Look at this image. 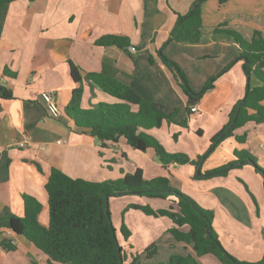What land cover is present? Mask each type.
I'll use <instances>...</instances> for the list:
<instances>
[{"label":"crops","instance_id":"0c3cea01","mask_svg":"<svg viewBox=\"0 0 264 264\" xmlns=\"http://www.w3.org/2000/svg\"><path fill=\"white\" fill-rule=\"evenodd\" d=\"M196 1L15 0L0 6V85L12 93L11 98L0 97V237L15 245L14 250L0 245V264H63L50 263L33 243L5 227L3 219L12 214L23 216L22 196L28 195L41 204L39 221L48 223L45 183L51 167L90 181L106 178L105 169L115 179L122 171L137 167L145 178L168 176L172 186L212 210L213 229L230 254L245 261H257L264 255L263 184L251 165L232 168L224 176L195 178L197 166L170 163L165 167L152 148L134 150L123 137L100 148L99 141L76 130L65 113L72 89L80 85L71 77V61L82 78L80 107L118 101L95 82L85 81L86 74L99 73L120 81L150 101L156 111L176 109L175 122L164 120L148 132L167 151L196 160L226 124L232 106L244 97L247 82L250 87L260 84L253 73L247 80L235 39L214 28L234 30L247 41L255 30L264 37V0H203L199 41H169L177 15L186 14ZM105 35L126 36L129 44L125 48L95 44ZM161 54L182 69L195 92L216 76L213 87L194 103L196 111H190L187 96ZM4 69L13 75H5ZM43 90L55 93L58 116L47 111ZM183 122L186 125H180ZM22 140L24 146H18ZM234 150L250 152L264 167V122L249 121L235 128L200 162V172L231 162ZM111 201L119 208L131 203L154 209L169 205L166 199L138 195L109 197V204ZM141 214L145 213L134 208L130 215L136 218L125 221L128 241L135 235L134 240L144 246L146 240H153L150 235L155 238L162 233L163 244L157 246L153 264L165 262L173 253L194 254L175 241L168 231L172 225L168 217ZM137 220L143 223L140 231L133 223ZM112 221L115 226V215ZM198 259L202 264H223L212 254Z\"/></svg>","mask_w":264,"mask_h":264},{"label":"trees","instance_id":"16d2710c","mask_svg":"<svg viewBox=\"0 0 264 264\" xmlns=\"http://www.w3.org/2000/svg\"><path fill=\"white\" fill-rule=\"evenodd\" d=\"M15 0H0V6ZM33 1V0H29ZM193 3L189 11L178 14L170 31L169 41L197 42L201 36L202 16L201 2ZM223 2L224 0H220ZM215 32L231 35L239 46L241 56H245V73H253L260 84L250 87L245 99L236 102L228 115L226 124L211 138L207 150L196 160L190 159L182 152H169L152 136L148 130L160 127L165 120L175 122L176 109L170 113L156 111L151 102L137 95L128 85L99 73L86 74L83 79L95 82L103 91L118 101L98 102L88 108L80 107L82 94V78L77 67L69 61L70 74L80 85L72 89L71 100L65 106V113L81 132H88L98 141L100 148L108 142L115 143L120 137L134 150H154L157 160L167 166L170 163H190L199 166L216 145L232 135V131L249 121L264 122V37L255 30L250 41L245 40L234 30L214 28ZM97 45L114 44L125 48L129 39L123 35H105L95 40ZM162 62L171 70L183 92L187 96V104L194 105L197 99L213 87L216 76L208 79L199 92H195L182 69L172 60L161 54ZM149 61L152 58L149 57ZM5 75H13L4 69ZM247 76V74H246ZM0 97L11 98L9 89L0 85ZM180 125H186L183 122ZM176 138V134L173 135ZM243 140V136L238 137ZM234 159L224 165L209 169L203 173H195V178L224 176L232 168L251 165L261 177L264 192V167L257 164L255 157L245 150H234ZM45 190L48 201V223L39 221L41 204L33 197L23 195V216L9 215L3 219L5 227L16 234L23 235L35 245L48 261L63 264H136L138 255H133L126 262L124 247L120 243L109 209V197L138 195L166 199L171 203L167 207L154 209L149 205L131 203L128 207L139 209L153 216H166L172 221L168 231L175 241L190 247L194 254H171L166 262L157 264H202L198 257L212 254L223 264H264V255L257 261L240 260L230 254L221 244L213 229V212L199 205L189 195L170 184L168 176L145 178L142 169L137 167L132 172L122 171L116 179L90 181L74 178L62 170L51 167L47 175ZM120 232L128 241L130 232L121 221ZM1 235V234H0ZM0 245L6 250H14L15 245L4 237H0ZM131 245V244H130ZM132 246V245H131ZM146 254L139 264H153L157 254V245L150 244L145 248Z\"/></svg>","mask_w":264,"mask_h":264},{"label":"rangeland","instance_id":"374dc122","mask_svg":"<svg viewBox=\"0 0 264 264\" xmlns=\"http://www.w3.org/2000/svg\"><path fill=\"white\" fill-rule=\"evenodd\" d=\"M258 164V163H257ZM259 165V164H258ZM106 170V178H104L103 180H111V179H115V178H110V176L109 175H111V173H110V171H109V169H105ZM197 172V171H196ZM113 177V176H112ZM97 179H101V178H97ZM97 181H102V179L101 180H97ZM184 193V192H183ZM186 194V193H185ZM144 197H146V198H148V199H152V197H148V196H144ZM155 199V198H154ZM112 200V199H111ZM118 200V201H117ZM116 200V202H120L119 201V199H117ZM171 202L169 201V204H170ZM109 205H111V206H109V209H110V213H111V215L112 216H114L115 215V223H116V227H117V235H118V239H119V241H120V243L123 245V247H124V253H125V255H126V262L127 263H129L131 260V258H132V254L131 253H134V255H138L139 256V261H143L144 260V256H145V254H146V251H145V248L147 247V246H149L150 244H155V245H157V246H159V245H161V244H163V240H162V233H160V234H158L155 238H154V236H153V234L152 235H150L149 233V235H150V237H152V241H148V240H146L144 243V246H141V242L140 241H135L134 240V236L135 235H132V237H133V240H131V241H127V240H124L123 239V237H122V235H121V232H120V225H121V221H123L124 223H125V221H127V219H134V218H136V216L135 215H130V213L131 212H133L134 211V208H132V207H128V204H125L122 208H119L120 206H116V203H114V202H112L111 201V203L109 204ZM127 208L129 209V211L127 210ZM128 212V213H127ZM127 213V214H126ZM146 214V213H145ZM145 214H141L142 216H147V215H145ZM139 219V218H138ZM134 223V226H135V228H138L139 229V231H140V229L142 228V225H143V223H141L139 220H137V222H133ZM145 223V222H144ZM147 223V222H146ZM126 225V224H125ZM127 226V225H126ZM128 228V227H127ZM130 232V231H129ZM129 237H130V235H129ZM131 243H133V245L131 246L130 244ZM174 249H176V250H178L177 248H171V250H174ZM162 253V252H161ZM166 259H168V258H166ZM138 261V262H139ZM167 260H165V262H166ZM204 261V260H203ZM136 263V264H139V263ZM206 263V262H205Z\"/></svg>","mask_w":264,"mask_h":264},{"label":"built area","instance_id":"2783aa9c","mask_svg":"<svg viewBox=\"0 0 264 264\" xmlns=\"http://www.w3.org/2000/svg\"><path fill=\"white\" fill-rule=\"evenodd\" d=\"M129 49L131 51H135V47L131 46L129 47ZM41 98L45 104V107L47 109V111L52 115V116H58L59 114V109L57 106V102H56V97H55V93L51 90H43L41 92ZM197 107L196 105H191L190 106V111H196ZM24 140L19 141L17 143L18 146H24Z\"/></svg>","mask_w":264,"mask_h":264},{"label":"water","instance_id":"95a60500","mask_svg":"<svg viewBox=\"0 0 264 264\" xmlns=\"http://www.w3.org/2000/svg\"><path fill=\"white\" fill-rule=\"evenodd\" d=\"M240 58H242L243 60H244V64L247 62V60H246V58H245V56H240ZM245 69V68H244ZM247 74V80H248V78H249V74L248 73H246ZM248 89H249V83L247 82V85H246V91H248ZM246 93V92H245ZM245 99V95H244V97L242 98V101ZM196 173L197 174H199L200 173V170H199V166H197L196 167Z\"/></svg>","mask_w":264,"mask_h":264}]
</instances>
